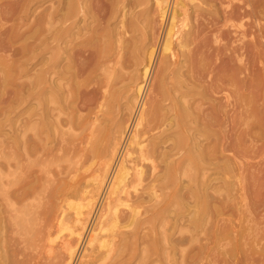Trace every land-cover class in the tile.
<instances>
[{
	"label": "rangeland",
	"instance_id": "374dc122",
	"mask_svg": "<svg viewBox=\"0 0 264 264\" xmlns=\"http://www.w3.org/2000/svg\"><path fill=\"white\" fill-rule=\"evenodd\" d=\"M64 2H69L76 13L64 24L70 27L67 39L76 32V42L81 43L78 47L92 56L86 68L98 60L99 49H117L119 40L123 42V59L130 65L136 62L135 56L142 59L153 44L156 57L147 87L146 108L150 109L161 98L159 92L166 100L157 117H147L143 122L146 136L156 125L163 124L162 129H166L165 125L178 121L180 103H190L196 111L201 106L208 107L209 103L196 92L203 90L208 94L211 78L230 75L232 67L239 64L235 55L233 61L228 58L230 52L225 48H240L243 68L237 75L239 80L235 86L218 81L222 87L220 104L227 102L226 93L235 90L236 94L231 92L230 98L234 106L228 108L230 117H219L221 129L213 126L219 131V144L216 147L209 140L207 147L208 154L233 160L235 171L228 175L226 187L213 192L217 199L212 201L202 229L191 232L185 226L188 219L201 216L196 213L195 203L192 204V195L211 180L219 183L223 176L215 166L198 163L194 151L179 150L170 153L168 168L163 163L154 180L122 183L131 192L130 198L128 202H118V222L111 224L112 210H107L106 204L110 199L111 186L108 188L107 184L112 170H108V177L99 187L90 185L89 177L103 170L99 162L104 158L90 144L94 139L100 140L102 134L98 130L103 126L102 131L111 134L114 123L119 122L126 110L116 102H109L104 108V118L94 119L98 109L92 104L94 110L89 112L87 101L93 97L94 83H89L92 66L75 79L82 84L79 91L67 98L63 96L61 101H48L43 91L49 83L37 80L42 76L45 58H55L59 51L55 42L52 51L47 50L46 25L40 19ZM184 3L186 16L178 15L173 22L175 30L180 29L181 33L165 55L162 43L169 18L166 22L160 17L156 0H0V14L5 8L12 9L6 19L0 16V264H264V26H261L264 14L260 12L264 10V0H250V6L242 0H184ZM243 10L249 14L244 15ZM230 11L235 16L226 22ZM53 25L57 28L58 21ZM242 31L247 33L244 39ZM179 37L182 40L188 37L191 42L186 55L177 44ZM60 52L66 55L63 48ZM162 61L168 62V67L160 76ZM142 67L143 63L129 70L136 77ZM95 70L97 74L104 73ZM163 80L164 86L160 88ZM187 84L196 92L181 97ZM133 94L132 88L129 95ZM243 95L251 99L250 106L245 105ZM44 108L50 109L48 117H42ZM191 120L192 117L189 126L193 127ZM176 131L184 136L178 128ZM187 136L191 149L189 132ZM222 141L229 149H222ZM107 143L103 141V145ZM172 143L173 140L168 141ZM186 159L191 163H183ZM172 161L175 164L171 165ZM129 167L132 176L138 167L133 164ZM234 174L239 179L231 176ZM85 189L94 197L78 224L74 222V209ZM115 199L112 202H117ZM221 199L224 201L219 203ZM70 204H75L74 209ZM131 208L136 210L135 217L130 216ZM72 229L76 232L70 234ZM91 236L96 237L91 240ZM173 236H187L190 241L172 243ZM69 243L73 248L71 256Z\"/></svg>",
	"mask_w": 264,
	"mask_h": 264
},
{
	"label": "bare ground",
	"instance_id": "6f19581e",
	"mask_svg": "<svg viewBox=\"0 0 264 264\" xmlns=\"http://www.w3.org/2000/svg\"><path fill=\"white\" fill-rule=\"evenodd\" d=\"M191 1H194V0H191ZM242 1H244L245 4L250 6V0H242ZM156 4L158 7H160V9H159L160 17L162 19H165L166 22H167V19L169 18V21H168L169 24H168V26H166L167 28L165 27L166 32L164 35V42L162 43L163 44L162 45L163 46V49H162L163 52L162 53L166 55V53L168 51H171V49H172V43H173V40H175L174 38H176V36L179 35V33H181L180 29L175 30L174 26H176V25H173L174 19L178 15L179 16L180 15L186 16V6L184 3V0H156ZM5 9L6 10L3 11V14H0V16L3 15L2 16L3 19L4 18L6 19L7 16L11 15V10H12V9L10 10L9 8H5ZM241 9H242V6H241ZM243 11H244L243 12L244 15L249 14V11H247V10H243ZM260 12H263L262 14H264V10H261ZM1 13H2V10H1ZM75 16H76V13L73 12L72 9L70 8L69 2H64V3H59L58 7H56L52 13H50L48 15H44L40 19V21L44 20L45 25H46L45 41H46L47 50L52 51V49H53L52 43L55 42L59 51H58L57 56L55 58H53V57L45 58L44 68L42 70V76L37 77V80L39 83H43L45 85L47 83H49V86L45 87L44 91H43V94L47 96L48 101H52V102L53 101H61V98H64L63 96H65V98H67L70 95H74V93L77 90L79 91V87L82 84L75 81V79L77 77H80L87 70L89 71V67L92 66L91 70H90V74H92V80L89 81V83L90 82L94 83L93 84L94 87L92 89L93 97L91 99H88L87 101H88V105H89V110H88L89 112L90 111L92 112V110H94L93 108H91L92 104L95 105L94 106L95 109H98V111L96 110L97 112H94L95 113L94 119L97 120L101 116H102L101 118H104L103 116L106 113V110L104 108L108 107L109 102H116L117 104H119V106L121 107L122 110H126L125 115H127L128 117H124L125 116L124 115L122 118H120L119 122L114 123V127H113L111 134L105 133V130L102 131L104 129V126H103V128H101V130H98L99 134H102L100 140L98 142H96L94 139V141L90 144L93 148V151L95 150L96 152L100 153V155L104 156L102 161L99 162V165L102 166L101 169H103V170L97 174L95 173L96 175L92 176L91 179H90L91 176L89 177V180L91 181L90 185L93 184L96 187H99L100 183H102L104 178L108 177V175H109L108 170H112V175H110V176H112V178L111 177H110L111 179L108 178V181L110 179V182L107 184L108 188H110V186H111V189L108 192V193H110V196H109L110 199L107 201V204H106L107 210L108 209L112 210L111 211V214H112L111 224L114 223V225H115L118 222V218H119L118 211H119V207H120L119 206L120 203H118V202L119 201H121V203H122V201L128 202L129 198H130L131 192L129 190H127L126 186L123 187L122 183L129 182L130 184H132L134 181H139V182L141 181L142 182L143 180H146V179L147 180H154V178L156 177L154 175L155 172L157 171L158 168L162 167L163 163H164V166L168 168L169 159L171 157L170 153L174 150H177V151L179 150V151H186V152L187 151H189V152L194 151L196 153L195 158L198 161V163L203 164V165L215 166V168H217L220 171V174L223 176V179L219 178V181H220L219 183L212 182L213 180H211L208 183H205L200 191L195 192L192 195V198L194 200L192 202V204L195 203L194 205L197 209L196 213L200 212L201 216H197L194 219H192V218L188 219L187 220L188 223L185 224V226L187 228H189L188 230H190V231H191V229H194V230H197L199 228L202 229L203 226L206 224V220L208 219V217L210 215L211 203L213 200L217 199L214 195L215 191L218 192L223 187H226V184L228 185V182L226 181L228 175L230 173L231 174L234 173V171H235L234 165H236V163L233 160H230V158H227V156H225V157H216L215 156L214 157L212 154H208V150H207L208 148L207 147L210 144V142H208L209 140L211 141V143L213 142L216 147H217V144H219L218 143V139H219L218 132L219 131H216L213 128V126L215 127V125H216L217 127H219L221 129L222 124L220 123L221 119L219 117H230L229 116L230 110L228 108L231 105H232V107L234 106V103L230 102L231 101L230 98H231V92L234 95L236 94L235 90L230 91V93H226L225 98H226L227 102L226 103L222 102L223 104H220L219 94L222 92L221 91L222 87L218 84V81L221 83L224 82V84L235 86L234 84L236 83L237 80H239L237 75L241 74L240 72H242V68H243L242 66H240V63L243 62V59H242L243 56L241 57L242 54L239 53L240 48H237V47L225 48V50L227 52L228 51L230 52L229 54H227L228 58L231 61H233V59H234L233 55H235V57H236L235 61L238 62L237 64H239V66L234 64L235 66L232 67L233 72L230 73V75L229 74L220 75L217 79L211 78L209 83H208L209 84L208 85V87H209V93L208 94L206 92H203V90L200 92H198V91L196 92L194 87L192 85H188V84L185 86L187 91L181 93L182 94L181 97H186L188 94L190 95L189 92H191V91L196 92V94L201 95V98L203 100H205L209 103L208 107L203 108L201 106L202 108L201 107L196 108L197 109V111H196V110L192 109V105L190 103H188V104H186V102L180 103L181 107H180V109H177V113H176V115H177L176 117H179L178 121L174 122V124H172V125L171 124L165 125V126H167L166 129H162L161 126L163 124L156 125L150 131L154 132L155 129H158L159 131L157 133H153V134H151L149 131L148 135L146 136L145 134L147 133V131L146 132L143 131V129H144L143 128V122L145 121V119L147 117H157L158 114L160 113V111L162 109H164L163 102L166 100V98H164L163 94H161L159 92L158 97L160 96L161 98H158L157 99L158 101H155L150 106V109L146 108V104H147V100H146L147 94L146 93H147V89H148L147 87L149 86V80L152 77V68L154 67V63H155L154 61H155V57H156L155 56V48L153 47V44H152V47H150L149 49H147L145 51L142 59H139L137 56H135L134 59H136V62H134L130 65V64H126V61H124V59H123V57H124V54L122 52L123 51V46H122L123 42L122 41L120 42V40H119V47L117 49H115V47H112V48L111 47H105L104 50L99 49L97 52L95 51L96 50L95 49L94 51L96 52V55H97L96 57H98V60L95 63H93V65L86 68L87 63L89 61V58L90 57L92 58V56L91 55L89 56V52L87 53L88 55L85 54L87 52L86 49H85V51H83L80 46H79L80 48L78 47V45L81 43L76 42V39H77L76 37L78 36V34L76 32L73 33V37H70L69 39H67L68 38L67 33L70 31V27L64 26V24L66 22H68L70 19H72ZM234 16L235 15H233V12L230 11L228 13V16H226V22L232 21ZM104 18H105V16H104ZM51 19L52 20L56 19L58 21L59 26L57 28L54 29V25H53L56 20L52 21ZM163 22H164V20H163ZM230 26H231V24H230ZM241 26H243V25H241ZM261 26H264V25L261 24ZM261 28H260V30H261ZM160 32H161V29H160ZM4 33H6V32H4ZM95 36H96V34H95ZM246 37H247V33L243 32L242 38L244 39ZM161 39H162V37H161ZM188 39L189 38L187 37L185 40H182L179 37L178 41H177V44H178L179 48L182 50L183 55L187 54V49L189 48V46L191 44V42ZM83 42L87 43V41H83ZM245 43L247 44V41ZM62 44H65V46L60 47ZM156 46H157V44H156ZM62 48L64 50V53L66 54L65 56H63L60 52V49L62 50ZM159 48H160V45H159ZM245 50H247V49H245ZM185 57H187V56H185ZM186 60H187V58H186ZM91 63H92V61H91ZM142 63H143L142 69L139 70L138 76L134 77L132 74V71L129 69H131L133 66H137V65L139 66ZM161 66H162V68L160 69V76L164 72V70L167 69L168 62L162 61ZM232 66H233V64H232ZM95 69L103 70L104 73L97 74L96 73L97 71ZM127 70H129V72ZM190 71H191V69H190ZM195 78H197V77H195ZM162 79H164V78H162ZM74 81L77 83H75ZM263 83H264V74H263ZM161 84H160V88H163L164 80ZM261 84H262V82H261ZM132 88L134 90V94L129 95V91L132 90ZM82 91H84V90H82ZM202 93L204 95H202ZM123 98L126 99V102L120 103V101ZM80 99H81V97H80ZM242 100L243 101L245 100L246 104L243 102V104H245V105H249V103L251 102V99H248V97H246L245 95L242 96ZM77 104H79V103H77ZM235 105H236V103H235ZM198 106H200V105H198ZM77 109H78V107H77ZM165 109H168V108L165 107ZM194 109H195V107H194ZM48 111H50V109L44 108V113H43L42 117H48L49 116ZM191 117H192V120L190 123L195 125L193 127L189 126L188 120ZM247 117H249V116H247ZM169 121H171V120H169ZM113 122H114V120H113ZM146 124H148V123H146ZM84 125H86V124H84ZM97 125H102V124H97ZM176 128H178V130L183 133V135H184L183 137L179 134L177 135ZM94 131H96V130H94ZM94 131L91 130V133ZM188 132H189V137L193 141V146L191 149H190V147L187 146L189 143L186 142V138L188 137L187 136ZM143 135H145L146 137ZM105 140L108 143L103 145V141H105ZM169 140H173V143L168 144ZM86 141H88V140H86ZM88 143H89V141H88ZM221 145H222L221 147L223 150L229 149L224 145L223 141H222ZM222 152H224V151H222ZM209 153H211V150ZM183 161H184L183 163H185V162L188 164L191 163L190 159H186ZM129 164H133L134 167H136V166L138 167L137 169L135 168V173L132 176H129V169H130ZM173 164H175V161L171 162V165H173ZM145 166L148 168L147 169L148 172H147V170L145 171L143 169V167H145ZM156 173H158V172H156ZM231 176H233L237 179H239V177H240V176H237L235 174L231 175ZM136 188L137 187H135L134 189L136 190ZM97 190H98V188H97ZM103 191L104 190H102V193H103ZM105 191H106V189H105ZM88 193H89V191H87L85 189L83 192V196L80 198L81 201L76 204L77 207H75V204H70V208H73L72 206L75 207V209L73 208L75 211L74 212V215H75L74 222H76V223L80 222L78 224L82 223L81 220H83V219H81V218L84 215V213L86 212L85 208H88V206L92 203V200L94 197V194L89 195ZM113 194L114 195L117 194V195L111 196ZM122 194H124V195H122ZM99 196H101V195H99ZM105 196H106V194H105ZM114 198H116L115 200H117V202H115V203L112 202V199H114ZM102 199L104 200V198H102ZM221 201H224V200L221 199L219 203H221ZM220 205H222V204H220ZM99 209H101V208H99ZM135 211H136L135 208H131L132 213L130 214V216H134V213H136ZM61 214H62L61 219L63 220L64 213L61 212ZM134 217H132V218H134ZM79 226H81V225H79ZM68 227L70 228L71 226H68ZM100 227H102V226H100ZM77 228H79V227H77ZM83 228H80V229H83ZM93 230H94V228H93V226H91L90 232ZM74 232H76V231H73V229H72L70 234H73ZM79 234H81V236H82V233H79ZM93 235H95V233ZM79 236L80 235H78L77 237H79ZM87 237H89V235ZM91 237H92L91 240H94L96 236H91ZM97 241H98V239H97ZM189 241H190V238H188L187 236H178V237L173 236L171 238L172 243L182 244V243H187ZM67 242H70V241H67ZM89 242L91 243V241H89ZM67 248H68V251L70 253L68 255L71 256L73 253V248L70 246V243L67 246ZM74 249H76V248H74ZM78 251H79V249H78ZM72 259H73V256H72Z\"/></svg>",
	"mask_w": 264,
	"mask_h": 264
}]
</instances>
